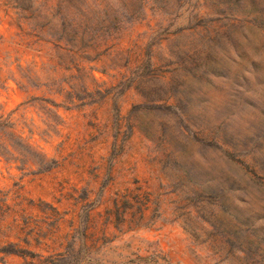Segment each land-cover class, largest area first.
I'll return each instance as SVG.
<instances>
[{"label": "rangeland", "instance_id": "374dc122", "mask_svg": "<svg viewBox=\"0 0 264 264\" xmlns=\"http://www.w3.org/2000/svg\"><path fill=\"white\" fill-rule=\"evenodd\" d=\"M0 264H264V0H0Z\"/></svg>", "mask_w": 264, "mask_h": 264}]
</instances>
